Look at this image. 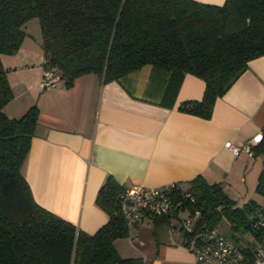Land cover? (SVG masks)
Here are the masks:
<instances>
[{"label": "trees", "instance_id": "1", "mask_svg": "<svg viewBox=\"0 0 264 264\" xmlns=\"http://www.w3.org/2000/svg\"><path fill=\"white\" fill-rule=\"evenodd\" d=\"M35 17L43 68L56 70L65 87L93 73L135 95V89H151L162 79L159 104L172 107L184 74L192 73L205 83L202 97L182 101L178 109L209 118L216 99L248 61L264 54V0H0V264H143L141 257H123L114 246L129 229L118 199L124 187L112 176L96 194V204L108 217L94 233L38 204L24 177L39 111L32 105L19 117L5 113L13 93L1 55L18 51L26 23ZM252 151L264 155V134ZM179 187L194 200L181 190L173 200L181 199L185 212L199 211L195 231L184 232L186 237L225 223L236 241L238 232L259 239L254 222L264 216V208L255 200L238 205L220 183L201 175L188 188ZM256 190L264 194V160ZM171 217L152 218L170 232Z\"/></svg>", "mask_w": 264, "mask_h": 264}, {"label": "crops", "instance_id": "2", "mask_svg": "<svg viewBox=\"0 0 264 264\" xmlns=\"http://www.w3.org/2000/svg\"><path fill=\"white\" fill-rule=\"evenodd\" d=\"M27 35L16 53L1 55L13 93L4 111L19 117L32 105L38 108L22 171L41 206L94 233L108 217L95 202L108 176L123 187L177 182L188 188L190 180L201 175L220 183L232 198V190L238 194L257 183L261 155H236L225 142L242 145L264 134V54L248 61L216 99L211 116L202 118L178 109L182 101L202 97L205 83L192 73L184 74L172 107L159 104L162 79L151 89H135V95L117 81L103 83L93 73L77 77L70 87L60 82L42 89L41 40L35 48ZM155 221L146 218L131 229L130 242L115 239L118 253L141 257L143 264H197L180 225L168 232Z\"/></svg>", "mask_w": 264, "mask_h": 264}, {"label": "built area", "instance_id": "3", "mask_svg": "<svg viewBox=\"0 0 264 264\" xmlns=\"http://www.w3.org/2000/svg\"><path fill=\"white\" fill-rule=\"evenodd\" d=\"M60 74L52 68H44L40 87L49 89L60 82ZM260 138H253L242 145L225 142V146L234 154L246 152L253 156L252 147L257 144ZM176 190H181L178 183H170L162 186L148 187L139 184H133L124 187L119 196V206L124 216L128 231L140 225L146 218L154 216L171 215L170 232H173L176 225L179 224L181 230L185 233H193L199 216V211L193 213H184L182 200H173V194ZM181 195L190 201L194 200L192 193L187 190H181ZM254 227L259 233V247L246 249L226 237L220 227H205L196 232L186 240L187 247L191 251L194 261L197 264H264V216H260L255 222Z\"/></svg>", "mask_w": 264, "mask_h": 264}, {"label": "rangeland", "instance_id": "4", "mask_svg": "<svg viewBox=\"0 0 264 264\" xmlns=\"http://www.w3.org/2000/svg\"><path fill=\"white\" fill-rule=\"evenodd\" d=\"M26 29L28 30L27 37L30 38L32 40V42H34L35 48H36L37 44H38V40H41L40 27H39L38 19L36 17L30 19L26 23V26L24 27L25 31H26ZM43 62H44V57H43ZM43 70H44V68H43ZM59 82H63L62 79H61V75H60V81ZM260 138H261V136H260ZM262 159H264V155H261V157H259L257 160L260 162V161H262ZM239 191L240 192H238V194H235L236 190H232L230 192V194L233 195V199L236 201V203H240L241 204L243 201L246 202L249 199H252V200H255L260 205V208H264V194H262L261 192H258L256 190V184H255L254 187H251V189H249V190H245L244 189V190H239ZM226 193H227V191H226ZM184 213H187V212H183L182 214H184ZM259 213H261V211ZM218 227H220L222 233L226 237L230 238L231 240H233L235 243H237L239 245L248 246L250 248L259 247V243H258L257 239L254 237L253 234H250V233L248 234V233H244V232H238L236 234V236L238 237V241H236L231 236V233L229 231V228H228L227 224L224 223V224H222V226H218ZM120 238H121V240H123L125 242H130L129 235L128 236H124V237H120ZM128 244H130V243H126L124 245L125 251H128L127 250Z\"/></svg>", "mask_w": 264, "mask_h": 264}]
</instances>
